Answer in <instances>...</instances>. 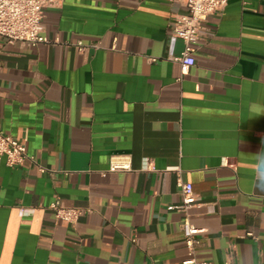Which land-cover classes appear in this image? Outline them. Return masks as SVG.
I'll list each match as a JSON object with an SVG mask.
<instances>
[{
    "label": "crops",
    "instance_id": "obj_1",
    "mask_svg": "<svg viewBox=\"0 0 264 264\" xmlns=\"http://www.w3.org/2000/svg\"><path fill=\"white\" fill-rule=\"evenodd\" d=\"M185 12L64 0L44 9L48 42L0 37V130L28 154L0 160V264H184L179 179L196 196L197 258L264 264V0L209 15L193 65L169 58ZM55 200L82 208L78 221L57 218ZM21 205L38 210L20 218Z\"/></svg>",
    "mask_w": 264,
    "mask_h": 264
},
{
    "label": "built area",
    "instance_id": "obj_2",
    "mask_svg": "<svg viewBox=\"0 0 264 264\" xmlns=\"http://www.w3.org/2000/svg\"><path fill=\"white\" fill-rule=\"evenodd\" d=\"M64 0H0V37L8 43L22 46H37L48 42L43 23V13L46 7L60 6ZM187 7V12L180 14L176 20V26L170 35L169 58L179 61L184 65L195 63L196 46L204 39V23L215 11L224 8L228 0H178ZM178 39L183 40L184 47L180 55H175L174 49ZM81 50L86 44L78 43ZM98 46V44H91ZM154 60V58H153ZM28 158L26 145L16 136L0 130V160L4 159L11 167L20 166ZM147 161L146 168H150ZM130 165L118 161H112L109 171L129 169ZM183 202L177 207L185 213L183 221V233L190 257L183 261L184 264H213L208 260H200L196 256V248L200 244L197 234L202 231L192 223L189 217V208L196 201L192 185L179 179ZM56 217L75 223L78 221L82 208L76 206H64L59 200L50 204ZM38 208L34 205H21L18 207L20 218L33 216ZM252 234V233H249ZM137 239H134L136 242ZM226 264H235L232 260Z\"/></svg>",
    "mask_w": 264,
    "mask_h": 264
},
{
    "label": "clouds",
    "instance_id": "obj_3",
    "mask_svg": "<svg viewBox=\"0 0 264 264\" xmlns=\"http://www.w3.org/2000/svg\"><path fill=\"white\" fill-rule=\"evenodd\" d=\"M259 163L256 166V171L258 176L260 177H264V166H262V162H264V153H262L259 157H258Z\"/></svg>",
    "mask_w": 264,
    "mask_h": 264
}]
</instances>
